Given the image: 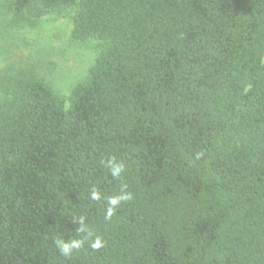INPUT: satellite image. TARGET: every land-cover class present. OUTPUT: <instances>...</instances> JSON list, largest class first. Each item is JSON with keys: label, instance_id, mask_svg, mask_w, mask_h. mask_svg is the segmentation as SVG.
I'll return each instance as SVG.
<instances>
[{"label": "trees", "instance_id": "1", "mask_svg": "<svg viewBox=\"0 0 264 264\" xmlns=\"http://www.w3.org/2000/svg\"><path fill=\"white\" fill-rule=\"evenodd\" d=\"M5 9H72L71 40L102 47L66 98L0 73V264H264V0Z\"/></svg>", "mask_w": 264, "mask_h": 264}, {"label": "rangeland", "instance_id": "2", "mask_svg": "<svg viewBox=\"0 0 264 264\" xmlns=\"http://www.w3.org/2000/svg\"><path fill=\"white\" fill-rule=\"evenodd\" d=\"M72 9L39 17L0 13V73L38 74L57 95L67 97L71 87L86 78L102 45L90 39L70 38Z\"/></svg>", "mask_w": 264, "mask_h": 264}, {"label": "clouds", "instance_id": "3", "mask_svg": "<svg viewBox=\"0 0 264 264\" xmlns=\"http://www.w3.org/2000/svg\"><path fill=\"white\" fill-rule=\"evenodd\" d=\"M197 158H199V154H198ZM107 166L109 167L113 177H119L120 174L122 173L123 169H124L123 163H117L114 158H110L107 161ZM131 198H132L131 193H127V192H123V191L118 196L110 197L108 199L109 208L107 210L106 218H111V216L115 210V207L121 201H127V200H130ZM92 199L99 200L100 199L99 193L96 191H93L92 192ZM82 224H83V221H81V225ZM80 231H86V229L84 227H81ZM56 243H57V247H58L59 251L63 255L70 256L74 249H79L82 246L84 241L83 240H71L70 242H65L62 240H58ZM101 243H102L101 240L99 238H97L95 241L92 242L91 247L93 249H98L101 247Z\"/></svg>", "mask_w": 264, "mask_h": 264}]
</instances>
